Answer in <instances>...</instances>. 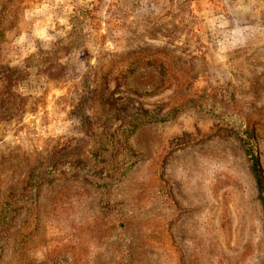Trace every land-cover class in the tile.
Instances as JSON below:
<instances>
[{"label": "rangeland", "instance_id": "1", "mask_svg": "<svg viewBox=\"0 0 264 264\" xmlns=\"http://www.w3.org/2000/svg\"><path fill=\"white\" fill-rule=\"evenodd\" d=\"M84 1L0 0V75L91 10L0 78V264H264V0Z\"/></svg>", "mask_w": 264, "mask_h": 264}, {"label": "trees", "instance_id": "2", "mask_svg": "<svg viewBox=\"0 0 264 264\" xmlns=\"http://www.w3.org/2000/svg\"><path fill=\"white\" fill-rule=\"evenodd\" d=\"M82 4H94V1L85 0ZM91 16V10L89 7L80 5L76 7L74 16L71 18L74 30L70 32L66 38L56 42L53 49L38 52L28 57L27 65L23 69H14L7 66L5 73L0 75V78H5L6 91L3 99V104L8 111H17L24 105L25 98L19 93L17 85L23 81L30 74V68L39 67L40 69L48 68L51 65L58 64L61 59V50L64 47L65 52H70L73 47L78 46V40L84 33V22ZM81 44V43H80ZM16 87V90L14 89ZM83 118V124L86 122ZM245 146L246 154L249 158L252 173L256 179L257 187L259 191V199L262 202L264 210V169L261 163L260 153L257 146V140L255 135L249 136L247 131L241 137Z\"/></svg>", "mask_w": 264, "mask_h": 264}]
</instances>
